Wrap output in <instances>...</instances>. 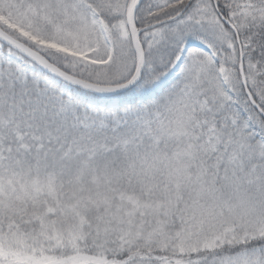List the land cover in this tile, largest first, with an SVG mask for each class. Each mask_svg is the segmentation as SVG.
I'll use <instances>...</instances> for the list:
<instances>
[{
  "label": "snow or ice",
  "instance_id": "snow-or-ice-1",
  "mask_svg": "<svg viewBox=\"0 0 264 264\" xmlns=\"http://www.w3.org/2000/svg\"><path fill=\"white\" fill-rule=\"evenodd\" d=\"M0 264H264V0H0Z\"/></svg>",
  "mask_w": 264,
  "mask_h": 264
}]
</instances>
